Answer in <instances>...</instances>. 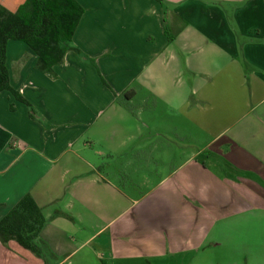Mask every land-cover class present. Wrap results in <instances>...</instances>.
<instances>
[{"label": "crops", "instance_id": "1", "mask_svg": "<svg viewBox=\"0 0 264 264\" xmlns=\"http://www.w3.org/2000/svg\"><path fill=\"white\" fill-rule=\"evenodd\" d=\"M77 1L89 62L7 44L0 219L31 194L54 264H264V0Z\"/></svg>", "mask_w": 264, "mask_h": 264}, {"label": "trees", "instance_id": "2", "mask_svg": "<svg viewBox=\"0 0 264 264\" xmlns=\"http://www.w3.org/2000/svg\"><path fill=\"white\" fill-rule=\"evenodd\" d=\"M155 1L163 6V0ZM84 12L77 0H25L16 12L0 5V92L10 91L25 103L33 119L35 109L10 83L7 44L10 40L23 41L37 54L36 67L56 77L54 67L64 61L66 53L79 52L71 46V41ZM169 38L172 40L174 36ZM55 216L72 219L61 210H56ZM46 222L42 207L27 193L0 219V242L6 244L14 240L40 257L44 264H54L57 256L39 239Z\"/></svg>", "mask_w": 264, "mask_h": 264}, {"label": "rangeland", "instance_id": "3", "mask_svg": "<svg viewBox=\"0 0 264 264\" xmlns=\"http://www.w3.org/2000/svg\"><path fill=\"white\" fill-rule=\"evenodd\" d=\"M71 45H72V42H71ZM78 53V55H81V58H82V60L84 61V62H89V56L87 55V54H84L82 51H80V53L79 52H77ZM195 148V147H194ZM196 149V148H195Z\"/></svg>", "mask_w": 264, "mask_h": 264}]
</instances>
